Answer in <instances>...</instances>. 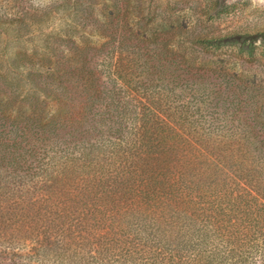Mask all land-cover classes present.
<instances>
[{
    "label": "rangeland",
    "instance_id": "374dc122",
    "mask_svg": "<svg viewBox=\"0 0 264 264\" xmlns=\"http://www.w3.org/2000/svg\"><path fill=\"white\" fill-rule=\"evenodd\" d=\"M84 43L99 111L10 135L55 185L0 197V264H264V0H0V116L83 121L36 55Z\"/></svg>",
    "mask_w": 264,
    "mask_h": 264
},
{
    "label": "trees",
    "instance_id": "16d2710c",
    "mask_svg": "<svg viewBox=\"0 0 264 264\" xmlns=\"http://www.w3.org/2000/svg\"><path fill=\"white\" fill-rule=\"evenodd\" d=\"M229 39L231 38L230 37L222 38V39L220 38L217 40H213L210 43H212L213 45L222 46L224 45L223 43L229 42ZM88 48L89 46H87L86 43L83 44L82 48L76 47L72 57L66 61H63V58H60L63 54L54 57L49 56L48 54H42L41 56H39L38 54L36 55L38 56V60L40 63L39 67L40 68L44 67V69L47 70L50 77L57 78L56 83L60 82L59 87L61 88V90L59 92L58 90L55 89L50 90V93H55V94L58 93V95H62V93L67 92L66 90L68 88L67 86H63L64 83H70V81H72L74 78L79 79V76L80 78H85L86 76H88L89 78L92 77L91 79V82L93 83L92 85L89 83H84L86 87L83 89V92L87 94V96L85 102V109L83 110V115L85 116L83 118V121L73 123V114L70 113V110L65 111L66 115L64 117L63 114L61 116L60 111L55 114L49 112L46 115H43L42 113L36 114L34 110L30 114H26L25 112H23V114H20L15 119H13L10 125L8 124V121L11 119L8 115H6L5 117L0 116V129H1L0 140H2V142H0V169H3V171L0 170V176H1L0 197H2L3 200H5L6 198L10 199L11 197L12 199L18 200L19 195L28 193L29 191H32V189L36 190V192L38 190H41L40 185L42 184H44V187L46 188H50L53 185H55L54 183L51 185L49 183L50 180L46 181L44 179L37 178V177H43L42 175L40 176L41 171H43L41 168L37 170V167H34L31 164L27 165V162L25 163L22 162V159L25 158L27 151L25 150L24 147H22V145L18 146L19 144L16 141L17 138H12V136L10 135H12L15 132L18 133L22 132L23 136H25L29 131H34V134H37L39 136L46 135L49 132H55L57 130L64 129L68 126V124L72 127V125L75 123H77L76 126L82 128L85 121L84 119L87 116H89V114H95L99 111L100 107L98 105L99 103H101L100 102L102 101L101 97L106 90V85L103 82V78L107 74L106 69L103 67L106 66L105 64H101L103 65V67L99 70V66H98L99 64L93 63V60L98 56L100 52H97L95 48H94L95 51L93 50L91 51V49ZM107 53H108L107 56L104 57L110 59V57L112 56L111 55L112 50L108 51ZM26 59L27 56H23L22 60L25 61ZM37 71L39 72V70ZM31 74L32 73L30 72L28 77H30ZM3 75L4 72L2 69H0V79L3 78ZM36 75L37 78L40 76L39 74ZM110 77H113V74H111ZM34 87L37 89L33 90L32 93L39 94V92L42 91L38 89V84H35ZM92 87L94 88L93 93L86 92ZM30 92L28 94H30ZM33 97H37V96L34 95ZM71 98L70 97L69 99L67 98V101L71 100V102L73 103L75 99H71ZM58 101L61 104L67 103L62 98H59ZM75 107L76 105L73 104L72 109ZM58 136L61 135L58 134ZM65 140L67 142H70L72 139L65 138ZM84 141L86 142L88 141V139ZM95 142L97 141L95 140ZM2 161L7 162V164H2ZM59 173L56 174L55 180H57V178L59 177ZM251 174L252 173L250 171L248 173H243V177L245 181H249L251 183L252 181ZM6 175L14 179H19L20 183L18 184L17 182L18 180H6L7 178H4ZM40 179L42 182H40L39 184ZM8 182L14 183V185L11 188L5 187L6 184H8ZM256 182L259 187V182L257 180ZM252 191L255 192L253 189ZM43 195H47V194L45 193Z\"/></svg>",
    "mask_w": 264,
    "mask_h": 264
}]
</instances>
